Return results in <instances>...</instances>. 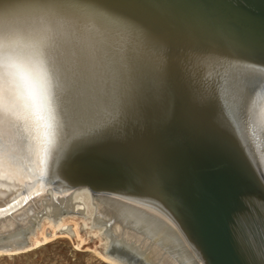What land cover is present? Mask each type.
I'll use <instances>...</instances> for the list:
<instances>
[{"label":"bare ground","instance_id":"obj_1","mask_svg":"<svg viewBox=\"0 0 264 264\" xmlns=\"http://www.w3.org/2000/svg\"><path fill=\"white\" fill-rule=\"evenodd\" d=\"M0 3L24 35L75 24L89 44L133 48L168 85L151 125L109 121L107 137L85 142L96 122L60 51L52 135L23 100L3 115L0 256L57 234L82 241L84 228L111 264H264V0H72L97 11L62 19L42 0Z\"/></svg>","mask_w":264,"mask_h":264},{"label":"snow or ice","instance_id":"obj_2","mask_svg":"<svg viewBox=\"0 0 264 264\" xmlns=\"http://www.w3.org/2000/svg\"><path fill=\"white\" fill-rule=\"evenodd\" d=\"M42 2V11H51L61 19L97 11L71 7L72 0ZM4 3H0V166L5 163L3 115L10 104L23 100L48 135H52L47 81L49 71L54 76L64 71L59 59L61 50L73 61L77 77L73 88L85 90L83 111L96 122L95 128L83 133L85 142L107 137L111 130L109 121L135 118L151 125L153 96L165 97L168 85L163 73L157 72L133 48L120 55L107 44H89L79 26L69 23L65 28L60 19L34 27L24 35L16 25L12 9L6 10ZM66 33L72 38H66ZM145 39H151L150 35ZM100 84L104 85L102 91H98ZM154 179L160 182L164 178ZM173 203L182 207L178 199Z\"/></svg>","mask_w":264,"mask_h":264},{"label":"rangeland","instance_id":"obj_3","mask_svg":"<svg viewBox=\"0 0 264 264\" xmlns=\"http://www.w3.org/2000/svg\"><path fill=\"white\" fill-rule=\"evenodd\" d=\"M79 234L82 241L57 234L19 256H0V264H111L99 256L102 243L95 236L86 234L84 228Z\"/></svg>","mask_w":264,"mask_h":264},{"label":"water","instance_id":"obj_4","mask_svg":"<svg viewBox=\"0 0 264 264\" xmlns=\"http://www.w3.org/2000/svg\"><path fill=\"white\" fill-rule=\"evenodd\" d=\"M43 188L45 189L46 187H45V186H43Z\"/></svg>","mask_w":264,"mask_h":264}]
</instances>
